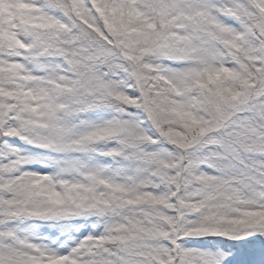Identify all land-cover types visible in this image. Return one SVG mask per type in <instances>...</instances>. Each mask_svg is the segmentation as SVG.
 Here are the masks:
<instances>
[{
  "label": "snow or ice",
  "instance_id": "1",
  "mask_svg": "<svg viewBox=\"0 0 264 264\" xmlns=\"http://www.w3.org/2000/svg\"><path fill=\"white\" fill-rule=\"evenodd\" d=\"M0 264H264V0H0Z\"/></svg>",
  "mask_w": 264,
  "mask_h": 264
},
{
  "label": "rangeland",
  "instance_id": "2",
  "mask_svg": "<svg viewBox=\"0 0 264 264\" xmlns=\"http://www.w3.org/2000/svg\"><path fill=\"white\" fill-rule=\"evenodd\" d=\"M219 241V238L208 237V240L204 241H189L188 244L190 247H199V248H213L215 243Z\"/></svg>",
  "mask_w": 264,
  "mask_h": 264
},
{
  "label": "trees",
  "instance_id": "3",
  "mask_svg": "<svg viewBox=\"0 0 264 264\" xmlns=\"http://www.w3.org/2000/svg\"><path fill=\"white\" fill-rule=\"evenodd\" d=\"M208 239V238H207Z\"/></svg>",
  "mask_w": 264,
  "mask_h": 264
}]
</instances>
